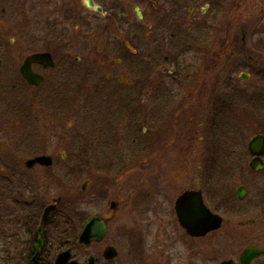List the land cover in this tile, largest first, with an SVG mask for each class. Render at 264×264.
Here are the masks:
<instances>
[{
	"label": "flooded vegetation",
	"instance_id": "1",
	"mask_svg": "<svg viewBox=\"0 0 264 264\" xmlns=\"http://www.w3.org/2000/svg\"><path fill=\"white\" fill-rule=\"evenodd\" d=\"M209 2L0 0V264H56L63 252L61 264H180L181 260L187 264L188 246L198 251V241L214 231L192 235L180 224L175 204L184 194L195 198L198 194L213 214H219L218 207L226 210L227 239L231 247H242L236 259H225L237 262L248 246L264 252V189L239 185L237 189H225L224 194L217 189H200L196 184L200 173L195 167L181 173L188 181L184 189H176L173 200L176 224L182 238L188 240L182 251L179 247L174 249L173 236L164 233L161 225L151 234L117 228L114 238L122 237L126 242L124 249L119 250L120 242L107 238L118 205V200L111 199L110 212L105 213L107 189H101V215L97 214L106 233L101 241L81 244L79 229L74 227L87 218L74 214L73 189H60V195H55L59 189H41L37 181L41 173H49L56 161L59 131L71 126L68 121H58L61 116L58 117L55 99L63 92L74 99L94 92L101 98L117 99L119 105L112 109L117 114L115 123L105 127V120H101V139L118 145L133 144L137 137H144L147 151L141 158L148 161L151 171L157 168V162L162 167L164 164L168 172L167 164L174 159L200 161L203 149L208 157L233 156V149H210L209 135L215 129L218 139L223 134L221 147L232 146L234 128L243 127L251 113L253 120L260 119L255 105L258 97L261 102L264 100V91L240 88L239 80H247L249 74H233L236 51L228 30L221 41L210 37L201 40V31L215 32L213 17L206 16ZM90 12L101 16V25H91ZM95 30L100 33L101 56L91 59L89 34ZM39 33H44V37ZM139 33L145 35L142 43L138 41ZM240 45L243 48L245 42ZM139 49L141 59L136 57ZM36 53L49 57L29 61ZM158 55L162 56L160 62ZM247 59L251 60L249 54ZM140 64L147 66L145 77L138 73ZM93 77L97 78L96 84L91 81ZM61 82H66L67 89L62 88ZM253 97L256 101L250 102ZM142 101L146 126L139 130L136 116L143 107ZM71 106L75 109L73 101ZM250 106L254 112L247 110ZM71 113L79 115L80 111L70 109L67 114ZM122 113L128 115V121L122 122ZM104 114L107 113L102 111L101 119ZM250 140L240 154H235L241 160L240 170L235 171L241 175L264 173V155L257 161L263 168H251L255 156L249 153ZM65 143L68 144L67 139ZM236 145L243 147L245 143ZM38 156L49 157L51 164L27 168L26 161ZM60 156L64 160L67 154ZM26 172H33L35 180ZM51 178L54 182L57 176ZM170 190L150 189L152 194L163 196ZM54 204L57 207L42 223L44 210ZM223 221L222 217V224ZM159 230L162 233H157ZM235 241L237 245L233 244ZM108 247L114 248L111 258L105 254ZM251 264H264V254Z\"/></svg>",
	"mask_w": 264,
	"mask_h": 264
},
{
	"label": "rangeland",
	"instance_id": "2",
	"mask_svg": "<svg viewBox=\"0 0 264 264\" xmlns=\"http://www.w3.org/2000/svg\"><path fill=\"white\" fill-rule=\"evenodd\" d=\"M209 4L211 6L208 7L209 10L206 12V16L213 17L211 25L214 26L215 32L210 34L201 31V40L210 37V40L221 41L227 36L226 31L228 30V36L232 38L234 43L233 50L236 51V55L232 60L233 74L235 76L240 72L249 74L247 80H239L240 88L248 86L256 92L264 91V0H210ZM90 23L94 26L101 25V16L90 12ZM2 24L0 22V25ZM240 29L243 30L245 35V46L243 48L240 45L242 38ZM37 35L41 38L44 37V33ZM99 36L100 33L97 30L89 34V57L91 59L101 56V39ZM144 38V34H138L139 42H144ZM141 54L142 51L139 49L136 57L141 59ZM248 54L251 56V60L247 59ZM158 58L160 62L162 56L158 55ZM152 68L155 69V67ZM138 70L141 76H146L147 66L145 64H140ZM159 73L161 74L163 71H158ZM91 74H93L92 71ZM91 81L96 84L97 78L93 77ZM61 84L64 90L67 89L66 82H61ZM255 97L250 102L256 101ZM49 101L48 99L46 105H49ZM72 101L75 109L71 106ZM116 101L118 100L101 98L96 92L88 97L75 99L66 96V93L63 92L61 96L55 99L58 117L61 116V119L60 117L58 119L59 123L65 124L68 121L71 126L70 128L63 126L59 131V138L64 139L60 140L55 148L56 161L51 170L48 171L49 173H41L37 181H39L41 189H59L55 195H60V189H71V191L73 189L74 200L72 202L75 204L72 205L79 216L84 219L95 213L101 215V189H107L105 213L110 212L109 201L111 199L118 200L116 211L111 219V232L107 238L108 240L115 239L120 242V246L118 245L119 250L124 249L123 244L126 242L122 237L114 238L117 228L124 229V231L151 234L156 232L155 229L158 228V225L163 227L164 233L173 236L172 241L176 243L174 249L179 247L182 251L183 246H187L188 240L182 238L183 233L175 221L173 200L176 189H184L188 181V178L180 176L188 167H191V169L195 167V170L199 171L200 177H197L196 184L200 189H209V191L217 189L223 194L225 189H237L239 185H245L247 189H264V173L248 176L235 171L240 170L241 161L238 157H235V154H240L242 149L246 148L248 140L255 134L264 133V125L262 124L264 100L261 102L259 97L255 110L259 113L260 119L253 120L251 113L243 127H233L234 130L231 133L232 146L221 147L220 140L223 139V134L222 138L218 139V134L214 132L215 129L209 135L210 149L212 147L215 149L216 146V152L221 149L223 151L233 149L232 157L226 155L208 157V152L203 149L200 161L189 162L174 159L167 164L168 172H165L166 167H164V164L162 167L160 162H157L159 165L151 171L148 161L141 158L146 155L147 151L144 137H137L133 144L124 142L118 145H111L106 142L107 138L103 137L101 139V120H105V127H108L109 123H115L114 119L117 114L112 109L119 105ZM81 105H84L83 108H79ZM141 105L143 107L137 110L138 115L136 116L139 130L146 126V114L141 112L144 111L145 103L143 102ZM252 108L250 106L247 110L254 112L255 110ZM70 109L75 113L80 111V114H67ZM107 109L108 111H105ZM102 111L107 114L102 115L101 119ZM121 120L122 122L128 121V115L124 116L122 113ZM65 139H67L68 144L65 143ZM241 141L245 143V146L236 145ZM63 153L67 154L64 160L60 156ZM135 155H138L139 158L135 159ZM241 163L243 164V162ZM50 173L51 176H57L54 182ZM26 174V176H32L34 179L33 172H26ZM85 181H88V183L85 190L82 191L81 187ZM150 189L171 190L163 196L152 194ZM217 213L223 217L222 227L201 238L198 241V251L193 246H188L189 249L185 256L187 264H215L225 258H237L238 251L242 246L237 249L231 247L226 236V210L218 207ZM73 219L76 224L77 220ZM157 233L162 232L159 230ZM237 242L235 241L233 244L237 245ZM241 244L238 243V246ZM182 263H184V260L180 261V264Z\"/></svg>",
	"mask_w": 264,
	"mask_h": 264
},
{
	"label": "water",
	"instance_id": "3",
	"mask_svg": "<svg viewBox=\"0 0 264 264\" xmlns=\"http://www.w3.org/2000/svg\"><path fill=\"white\" fill-rule=\"evenodd\" d=\"M91 7H93L92 2H90ZM95 7V6H94ZM98 11L99 8L95 7ZM42 57H49V54L46 53H36L31 55L28 60H38ZM242 77L247 78V75L242 74ZM248 149L251 155L255 156L251 162V168L259 170L263 168L262 165L258 164L260 156L264 155V136L256 135L248 144ZM34 164H41L49 166L51 160L47 156H38L34 159L26 161L27 168L32 167ZM84 187V185H83ZM239 189H244L240 187ZM56 205L47 207L42 215V223L47 219L50 211L54 210ZM175 211L179 219L180 224L192 235H205L211 230H216L221 226L222 219L220 216L213 214L209 209L204 205L203 201L200 199V196L197 194L195 198L192 194H184L178 198L175 204ZM194 227L198 228L197 232H194ZM106 233V226L101 218L97 215H93L90 219L86 220L79 234V241L81 243L88 244L91 241H100L102 236ZM105 254L108 258L113 257L114 248L108 247L105 250ZM261 254H264L263 251L255 247H247L243 250L239 256V261L237 264H250L254 258L259 257ZM67 255V253H66ZM65 257L64 252L59 254L56 264H61L60 261ZM67 257V256H66ZM72 264H77L73 262ZM218 264H236L232 260H223Z\"/></svg>",
	"mask_w": 264,
	"mask_h": 264
}]
</instances>
